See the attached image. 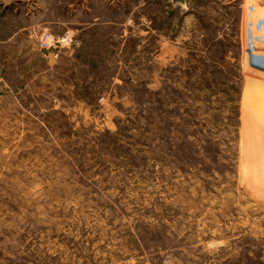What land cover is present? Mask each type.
Segmentation results:
<instances>
[{
    "label": "rangeland",
    "instance_id": "374dc122",
    "mask_svg": "<svg viewBox=\"0 0 264 264\" xmlns=\"http://www.w3.org/2000/svg\"><path fill=\"white\" fill-rule=\"evenodd\" d=\"M81 4L0 0V264H264V0Z\"/></svg>",
    "mask_w": 264,
    "mask_h": 264
},
{
    "label": "built area",
    "instance_id": "2783aa9c",
    "mask_svg": "<svg viewBox=\"0 0 264 264\" xmlns=\"http://www.w3.org/2000/svg\"><path fill=\"white\" fill-rule=\"evenodd\" d=\"M78 45L79 41L69 32L59 35L46 32L41 34L37 41L38 48L43 51H55L62 48L77 47Z\"/></svg>",
    "mask_w": 264,
    "mask_h": 264
},
{
    "label": "crops",
    "instance_id": "0c3cea01",
    "mask_svg": "<svg viewBox=\"0 0 264 264\" xmlns=\"http://www.w3.org/2000/svg\"><path fill=\"white\" fill-rule=\"evenodd\" d=\"M75 1L82 3L80 5V7L84 8L86 6L85 10L87 12H88V10L91 11L89 16H93L92 15V9L89 8L88 5H87V2L89 0H75ZM110 1H113V0H110ZM72 7H73L72 4H70V5L68 4V8L72 9ZM31 19H32V25H33L32 27H33V29H36L37 31L48 30V29L55 30L54 29L55 26L58 25V19H50V18H48L45 15L44 11H41V12H38V13H32ZM65 21L66 20H63V24H69V22L67 23Z\"/></svg>",
    "mask_w": 264,
    "mask_h": 264
}]
</instances>
